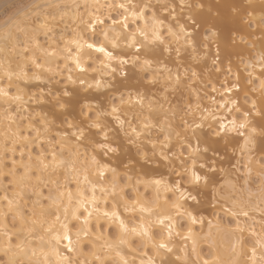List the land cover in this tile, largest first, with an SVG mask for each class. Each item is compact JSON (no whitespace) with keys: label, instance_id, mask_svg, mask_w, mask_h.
I'll return each instance as SVG.
<instances>
[{"label":"snow or ice","instance_id":"1","mask_svg":"<svg viewBox=\"0 0 264 264\" xmlns=\"http://www.w3.org/2000/svg\"><path fill=\"white\" fill-rule=\"evenodd\" d=\"M47 7L56 11L45 12L42 19L35 13L36 26L30 30L21 27L20 9L0 20L4 40L0 47V108L12 121L0 141V264H201L193 226L203 221L205 207H218L222 200L216 160L209 162L204 154L211 150L216 155L212 145L219 140H236L238 144L242 140L241 150L247 152L257 137L264 141V49L246 65V70L252 68L248 83L258 81V86L242 89L237 74L223 87L216 112L224 110L227 115L209 112L199 122L181 117V123L175 125L176 112L169 107L164 122H153L152 114L164 110V105L151 99L145 105L149 86L161 85L165 101L181 86L194 88L201 78V63L210 55V37L201 38L193 5L186 0H180L179 5H153L143 0L86 3L85 9L95 8V12L89 11L86 20L83 14L75 17L84 27L71 39L61 35L62 47L55 40L56 12L62 21L68 6L56 3ZM157 7L171 17L167 24V17L157 15ZM177 7L181 13L189 10L184 22L178 18ZM101 8L107 12L101 13ZM195 8L202 10L204 4L196 3ZM232 12L250 27L255 25L264 40V0H240ZM104 17L110 23L106 24ZM31 19L25 13L24 23ZM21 33L25 36L22 43ZM41 33L50 47L56 45L51 51L40 44ZM37 51L45 54L44 63ZM173 52L178 65L175 72L164 62L173 58ZM16 56L23 63L17 60L13 69ZM57 57L63 59V68L45 81L43 72H52L50 64ZM219 57L217 44L212 65L217 73H226L227 82L233 71L231 62L223 69ZM29 60L42 71L29 75L25 71ZM29 80L41 82L37 85L40 95L30 99L48 104L51 118L45 114L37 123L21 116L28 119L26 127H21L10 113L13 106L16 112L24 109L27 101L21 82ZM52 81L59 87L42 86ZM132 88L136 89L135 99ZM122 89H129L127 95ZM212 91H217L215 86ZM167 112L172 113L170 118ZM209 117L216 127L206 133ZM153 164L155 168H146ZM160 168L170 169L176 179L166 178ZM251 172L246 164L245 186ZM258 176L264 194V161ZM161 192L172 193L164 197L163 205ZM223 210L249 217L242 208L239 212ZM260 212L264 217V208ZM260 223V233L250 230L254 238L251 246L244 248L238 242L239 251L233 248L228 264H264V219ZM237 230L244 231L239 220ZM174 238L192 240L191 252L185 243L180 249L183 255L177 254ZM203 264L225 262L214 257Z\"/></svg>","mask_w":264,"mask_h":264},{"label":"bare ground","instance_id":"2","mask_svg":"<svg viewBox=\"0 0 264 264\" xmlns=\"http://www.w3.org/2000/svg\"><path fill=\"white\" fill-rule=\"evenodd\" d=\"M174 0H143L145 3H151L153 5H158V4H165V3H173ZM180 2V0H178ZM194 1V0H193ZM113 0H98V3L100 5H105L107 3H111ZM136 2H141V0H136ZM179 2L176 3V5H179ZM188 2V1H187ZM186 2V3H187ZM201 2V1H200ZM207 2V1H205ZM220 2V1H218ZM240 0H221V4L219 6L212 4L213 0L211 2L204 3L205 9L203 11L200 10H193L192 9V14L197 17V19L200 21L199 26L201 27V38L203 39V36H208L211 39H214L216 43H218L219 46V52H220V66L223 68H228L230 60L234 57H244L245 55H248L249 57H245L243 60L242 64L244 66L243 70L240 71L238 69H233L231 74H228V78H231L232 80L235 79V76L238 74L240 77V85L242 89L244 90H249L253 86H258V81H256V85L247 86L246 83H248V72L252 71V68H247L246 70V65H248L251 62H254L261 51V49H264V40L261 39L260 32L259 30L255 27V25H252V32L251 30H248L247 26L242 22L241 16L237 15H229L228 10L232 9L233 5L239 3ZM59 3L61 5H67V13L68 15L65 16V18L61 21L60 20V12H56L57 14V24H56V29H55V40L60 42V46H63V42L60 41V36L63 35L65 40L71 39L74 32L80 31L83 29L84 25L80 23L79 19H75L79 14H83V18L86 20L87 13L89 11L95 12V8H88L85 9L84 5L87 3L88 5H93L96 3V0H45V2L39 7L35 8L34 10L31 11L30 14H27L30 16L32 19L27 22V24L24 23L25 21V13L23 12L20 15V22H21V27H26L29 30L33 27H35V23L33 21L36 20V16L34 15L35 13L39 12L41 14L40 19L43 18V14L45 12H55V9L48 8V5L56 4ZM79 4L80 8L77 9L75 5ZM191 4L192 0H191ZM195 9V8H194ZM157 12V15L161 16L162 18L167 17V13L161 11L158 7L155 9ZM107 9L106 8H101V13H106ZM189 10L186 8L183 13L180 12L179 7H177V14L178 18L180 19V22H184L188 15ZM213 12L217 13L219 15V18H212ZM33 14V15H32ZM148 15H151V11L148 12ZM228 16V24L231 25L234 38H236L237 42L242 43L243 46L236 45L232 46L229 43V39L227 34L224 33H218L216 32L213 28L218 23L220 24V16ZM222 16V17H223ZM216 17V16H215ZM105 18V22L110 23ZM171 17H167L165 19V23L167 24ZM223 19V18H222ZM243 19V18H242ZM225 20V19H224ZM246 22V21H244ZM174 23V22H173ZM222 23V22H221ZM226 23V22H225ZM209 27V33L206 35L205 33L203 34V28ZM98 32H99V27H98ZM212 32H215V36H212ZM90 35V34H89ZM243 38V40L241 39ZM253 39V40H251ZM25 40V36L21 33L19 34V42L22 43ZM210 40V39H209ZM39 41L40 44L44 46L45 49H48V51H51L52 47H56L55 44H52L51 47L49 46L50 42L47 37L43 35V33L40 34L39 36ZM4 44L3 40V33L0 34V47H2ZM248 45L251 47V49H246L244 46ZM22 49L17 47V52L21 51ZM216 51L214 56L211 58L210 55L207 58L206 61L201 63L200 71H201V78L199 81H197L194 84V88H189L186 86H181L180 89H178L175 92H171L175 96H179V92L183 91L186 93L189 99V103L185 105V114L183 116L180 115L179 110L177 107L173 106L171 107L172 109L175 110L176 112V117L172 121L173 124L179 125L178 121L181 122V117H186L189 121L192 119L197 120V122L200 121L202 116H208L209 112H216L217 105L222 99V93H223V87L227 83L225 80V75L226 73L224 72H219L217 73L214 69V66L212 65V59L216 57ZM211 53V51H210ZM249 53H252L253 55L250 56ZM28 55H31L29 53ZM36 55L40 57V60L42 63L45 62L46 56L43 52L37 51ZM172 59L174 60L172 63L171 60L165 59V63L169 68L172 69L173 72L176 71L177 69V62L175 61V53L173 52L172 54ZM20 60L21 63L23 61L19 56H16L13 58V64L12 67L13 69H16V61ZM7 63V62H5ZM231 64H233L231 62ZM59 65V67H58ZM64 65L63 59L57 57L56 59H53L50 66L52 68V72L49 73L47 71L43 72V79L46 81L47 77L50 75H53L56 72H59ZM234 66V65H233ZM48 65H45V68H47ZM213 67V70L211 68ZM183 70V68H181ZM25 71L29 73V75H32L33 73H40L42 70L41 69H36L32 64L31 61L29 60L26 65H25ZM183 72V71H181ZM245 74H244V73ZM260 72V67L257 64L255 67V74L258 75ZM0 74H2V71H0ZM67 73H65L66 75ZM91 75V73H90ZM60 77V76H58ZM247 79V81H246ZM255 79V77H253ZM207 82H211L210 84V95H205L203 92V89H201L202 85H206ZM135 83V81H133ZM40 81H35V80H29L26 83L21 82V87L24 90L25 94V100L27 103L24 105V109H21L20 112L15 111V106H13V112L10 113L12 115L17 124H20L21 127H26L28 124V119H21V116L30 118L38 123L39 119L41 116H44L47 114L49 118H51L50 115V106L48 104H38L35 102V99H30V97H38L40 95V89L37 85H40ZM51 84V83H50ZM219 84L224 85L223 87H220ZM201 85V86H200ZM45 88L50 86L48 83L43 84ZM156 86H159L160 90L159 93L156 92L155 89H152L151 86H149V89L147 90V95L145 98V105H147L148 101L151 100H156L164 105V110L162 111H156L154 112L153 115V122H156V120H159L160 122H164L166 119L165 112L169 109V103L170 101H165L162 96V89L161 85L157 84ZM215 86L217 89L216 92L212 91V87ZM137 87L141 88V91H145L141 85H137ZM204 88V87H203ZM133 92V98L135 99V88L131 89ZM14 91V89H13ZM122 91L125 92V95H127V92L129 89H122ZM208 93V92H207ZM177 94V95H176ZM214 95L218 96L219 99L215 100L216 103H213V98ZM259 93H257V96ZM118 96V94H117ZM241 101L243 100V91L239 93ZM221 98V99H220ZM117 99V103H118ZM175 102V101H174ZM30 105V107H28ZM198 105V107H197ZM178 110V111H177ZM133 111H138V109H134ZM39 114V115H37ZM217 116L220 115H227L226 111L221 110L219 112H216ZM172 113L167 112V117H171ZM129 119H132V115H129ZM226 122V121H225ZM12 124V121L7 119L5 116V112L3 108H0V141H2L5 132H8V127L9 125ZM211 125V128L209 127ZM216 127L215 121L212 120L211 117H209L205 121V128L204 131L206 133H210L211 131H214ZM16 125H12V131H15ZM10 134V133H9ZM155 135V133H154ZM234 135V134H233ZM155 138V136H153ZM162 138V137H161ZM213 139H217L213 137ZM243 141L241 140L240 143L238 144L236 140H232L230 142H225L224 140H219L218 143H215L212 145L213 148L216 149V155H213V152L210 150L208 153L204 154L205 158L211 162L212 159L216 160V167H217V172H216V179L218 181V186L221 188V191L219 193L220 196H222V200L220 201V206L218 207H212L211 205H208L205 207V209L202 211L201 215L203 217L202 222H198L196 225L193 226V238L196 241V249H197V255L201 261V264H203V260L207 259L209 261H213L214 257H219L221 261H224L225 264H228L230 259L232 258L233 254V248L236 247L237 251H239V243L243 244L244 248H248L251 246L253 243L254 238L251 236L250 230L252 228H255L257 233H260L261 230V220L264 219L262 217L260 209L264 208V194L261 193L260 191V179L258 176V172L260 170V164L261 161H264V141L261 140V138L257 137L255 145L252 147L251 152L247 151H242L241 146ZM205 145H201V148L203 149ZM83 151V149L81 150ZM225 151H229L231 153H235V155L238 157L240 156L243 159L244 166L248 164V166L252 169L251 176L249 179V184L247 186L244 185L240 187L238 183L240 181H236L235 178L232 176L233 173L230 172L228 169L229 166V158L227 155H225ZM18 156V154H17ZM103 159V157H100ZM249 158H251V163H249ZM146 168H155V165H149L146 166ZM220 169H223V171H220ZM244 174H245V167H244ZM159 172L163 173L166 178L169 180H172L170 178V169H165V168H160ZM220 177V179H219ZM252 177L256 178V183L257 186L255 187L254 184H251ZM238 180V179H237ZM3 192L0 191V195H2ZM47 194V192L45 193ZM11 195V193H9ZM134 194L131 193L130 196H133ZM149 195H153L152 193H149ZM168 196L171 197L172 193H164L161 192V205L164 203V197ZM32 200H36V196L31 197ZM210 199V197H209ZM29 207H31V202L29 203ZM209 208L214 210L212 212ZM224 208H233L237 212L242 208L246 211L249 212V217L245 218L242 215L238 216H233L231 213L224 211ZM37 212H39V208H37ZM218 214L222 215L225 219L226 222H222L219 220V217L216 216ZM237 220L240 221V227L244 229L243 232H240L237 230ZM186 230V227H185ZM175 239V244H176V253L179 255H183V253L180 252V249L184 246L185 243H187L188 246V251L191 252L192 248V240L188 241H183L181 238H174ZM239 242V243H238ZM138 243V242H137ZM206 250V252H204ZM173 259L175 257H172Z\"/></svg>","mask_w":264,"mask_h":264},{"label":"rangeland","instance_id":"3","mask_svg":"<svg viewBox=\"0 0 264 264\" xmlns=\"http://www.w3.org/2000/svg\"><path fill=\"white\" fill-rule=\"evenodd\" d=\"M188 1V2H187ZM200 1L204 4V3H207L208 2V0H192V3H194V4H192L193 5V10H197L198 11V9H196L195 8V5H196V3H200ZM205 1H207V2H205ZM212 0H209V2H211ZM218 1H220L221 2V0H213V3L212 4H214V5H217V6H219L221 3L220 2H218ZM45 2V0H0V20H2L3 18H5V16L6 15H10V14H12V13H14V12H16L18 9H20L21 10V13H20V15L24 12V13H26V14H30L31 13V11L32 10H34L35 8H32V5L33 4H35V5H39V6H41L43 3ZM173 2H176V3H178L179 1L178 0H174ZM186 2L187 3H191V0H186ZM204 7H205V5H204ZM195 8V9H194ZM204 9L205 8H203V11H204ZM200 11H202V10H200ZM214 14H212V18H219V15L217 14V13H215V12H213ZM228 14L229 15H235L233 12H232V9L230 10H228ZM23 15V14H22ZM33 15V14H32ZM216 16V17H215ZM223 15H221L220 16V19H221V21H220V24L218 23V25H216V26H214V27H211V28H213L216 32H218V33H224V34H227V36H228V39H229V43L232 45V46H236V45H240V46H243V44L242 43H239V42H237V40H236V38H234L233 36H234V34H233V31H232V29H230L231 28V25L230 24H228V23H230V22H228L229 20H228V16H223ZM223 18V19H222ZM225 19V20H224ZM241 20H242V22L247 26V28H248V30H251V32H252V26L250 27L249 25H248V23H246V22H244L245 21V19H242V17H241ZM222 22V23H221ZM226 22V23H225ZM198 31H199V33L201 34V27L199 26L198 27ZM3 33V30L2 29H0V34H2ZM206 34V35H208V34H210L209 33V27H205V28H203V34ZM204 37V36H203ZM211 37V36H210ZM251 40H253V39H251ZM213 41H215L214 39H211L210 38V40H209V44L211 45V48H210V51H211V53H210V57L212 58L213 56H214V54H215V50L217 49V44L218 43H216V41L215 42H213ZM254 41V40H253ZM246 49H251V47H249L248 45H245L244 46ZM249 55L250 56H252L253 54L252 53H249ZM245 57H249L248 55H245L244 57H233L231 60H230V62H232L233 64H231V66H232V69H238V70H240V71H242L243 70V68H244V66H243V64H242V62H243V60L245 59ZM168 60V59H167ZM169 60H171V59H169ZM174 60L172 59V63H174L173 62ZM234 65V66H233ZM223 69H226V68H224V64H223ZM211 70H213V67L211 68ZM181 71H183L182 69H181ZM214 71V70H213ZM225 73V72H224ZM244 73V72H243ZM245 74V73H244ZM55 79H57V80H59V79H61V77H58V76H56L55 77ZM233 80L231 79V78H227V84L228 85H230L231 84V82H232ZM246 81H247V79H246ZM210 84H211V82H207V84L204 86V85H202V87H201V89H203V92H204V94L205 95H210L209 93H210V90H209V86H210ZM247 84V86H251L252 87V85L251 84H249V83H246ZM50 86H52V87H59V85H56L55 84V81H52L51 82V84H49ZM256 85V84H255ZM201 86V85H200ZM219 86L220 87H223L224 85H221V84H219ZM204 87V88H203ZM151 88L152 89H155L156 90V92L157 93H159V86H151ZM208 92V93H207ZM180 94H179V96H175V94L173 95L171 92L168 94V96H167V99H168V101H170V103H169V107H173L174 105L177 107V109L179 110V113H180V115H182L183 114V116H184V114L186 113L185 112V105L187 104V103H189V99H188V96L186 95V93L183 91V93H182V91H180L179 92ZM177 95V94H176ZM214 99L215 100H218L219 99V97L218 96H216V95H214ZM221 99V98H220ZM175 101V102H174ZM170 104H172V105H170ZM174 106V107H175ZM28 107H30V105L28 106ZM32 107V106H31ZM30 107V108H31ZM177 110V111H178ZM178 123L180 124L181 122L180 121H178ZM155 136V135H154ZM225 153V155H227L228 156V158H229V166H228V169L230 170V172L231 173H233L232 174V176L235 178V180L238 182V181H240V183H238L239 185H240V187L241 186H243V179H242V177L244 176V163H243V159L240 157V156H236L235 155V153H231V152H229V151H225L224 152ZM170 178L172 179V180H175L176 179V177H175V175L174 174H172L171 172H170ZM238 177H240L241 179H238ZM219 179H220V177H219ZM238 179V180H237ZM254 184V186L256 187L257 186V183H256V178L255 177H252V180H251V184ZM45 191V193L47 192V189H45L44 190ZM128 195L130 196L131 195V192H129L128 193ZM212 212H214V210H212L211 208H209ZM216 216H218V214L216 215ZM219 217V220L220 221H222V222H226V219L222 216V215H219L218 216ZM9 220H10V218H9ZM204 252H206V250H204Z\"/></svg>","mask_w":264,"mask_h":264}]
</instances>
